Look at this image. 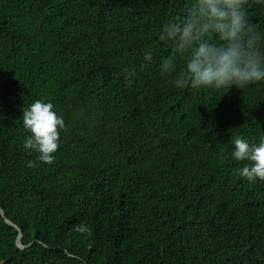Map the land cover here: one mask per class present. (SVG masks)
Instances as JSON below:
<instances>
[{
  "label": "trees",
  "instance_id": "1",
  "mask_svg": "<svg viewBox=\"0 0 264 264\" xmlns=\"http://www.w3.org/2000/svg\"><path fill=\"white\" fill-rule=\"evenodd\" d=\"M190 2L0 0V264H264V180L232 157L264 139V81L161 73L162 26ZM246 9L264 32V4ZM37 99L65 121L52 163L23 146Z\"/></svg>",
  "mask_w": 264,
  "mask_h": 264
},
{
  "label": "clouds",
  "instance_id": "2",
  "mask_svg": "<svg viewBox=\"0 0 264 264\" xmlns=\"http://www.w3.org/2000/svg\"><path fill=\"white\" fill-rule=\"evenodd\" d=\"M249 0H191L179 14L173 15L162 26L159 39L171 44V54L162 57V74L175 73V87L244 89L264 81V32L250 23L246 5ZM264 4V0H256ZM154 50L145 49L143 70L153 60ZM176 58L184 61L177 70ZM129 85L137 76L136 67L126 69ZM23 124L31 134L23 146L39 153L38 159L52 163L59 148L60 130L65 121L54 111L51 102L35 100L23 110ZM232 157L235 161H249L239 169L249 181L264 180V139L252 143L243 136L233 138ZM34 162H29V167ZM77 231L89 232L86 226Z\"/></svg>",
  "mask_w": 264,
  "mask_h": 264
},
{
  "label": "water",
  "instance_id": "3",
  "mask_svg": "<svg viewBox=\"0 0 264 264\" xmlns=\"http://www.w3.org/2000/svg\"><path fill=\"white\" fill-rule=\"evenodd\" d=\"M7 223L12 224L13 226L17 227V225L13 224V223L10 222L9 220H7ZM21 237H22V233H21V231H20V233H19V238H18V245H19L20 247H24V246L21 244Z\"/></svg>",
  "mask_w": 264,
  "mask_h": 264
}]
</instances>
